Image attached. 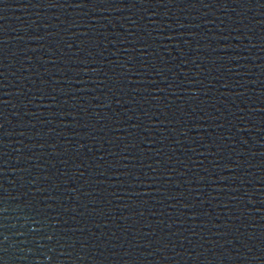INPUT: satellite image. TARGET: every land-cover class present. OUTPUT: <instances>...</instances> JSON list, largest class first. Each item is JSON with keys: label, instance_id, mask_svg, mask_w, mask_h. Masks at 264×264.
<instances>
[{"label": "water", "instance_id": "95a60500", "mask_svg": "<svg viewBox=\"0 0 264 264\" xmlns=\"http://www.w3.org/2000/svg\"><path fill=\"white\" fill-rule=\"evenodd\" d=\"M0 264H264V0H0Z\"/></svg>", "mask_w": 264, "mask_h": 264}]
</instances>
